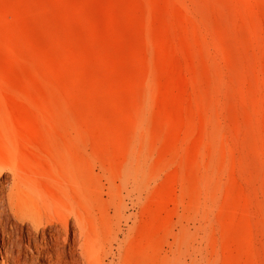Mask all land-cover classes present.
Here are the masks:
<instances>
[{
  "label": "rangeland",
  "instance_id": "1",
  "mask_svg": "<svg viewBox=\"0 0 264 264\" xmlns=\"http://www.w3.org/2000/svg\"><path fill=\"white\" fill-rule=\"evenodd\" d=\"M0 189L100 264H264V0H0Z\"/></svg>",
  "mask_w": 264,
  "mask_h": 264
},
{
  "label": "bare ground",
  "instance_id": "2",
  "mask_svg": "<svg viewBox=\"0 0 264 264\" xmlns=\"http://www.w3.org/2000/svg\"><path fill=\"white\" fill-rule=\"evenodd\" d=\"M3 197L0 189V200ZM2 207L0 264H100L89 248L77 247L76 234L60 216L18 218L7 206Z\"/></svg>",
  "mask_w": 264,
  "mask_h": 264
}]
</instances>
